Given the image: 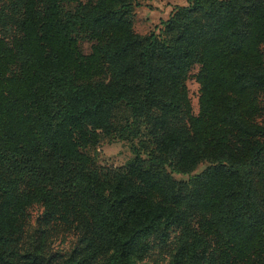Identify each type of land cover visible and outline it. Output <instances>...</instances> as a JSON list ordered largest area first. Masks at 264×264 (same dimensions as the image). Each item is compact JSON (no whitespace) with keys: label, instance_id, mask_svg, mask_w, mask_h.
Masks as SVG:
<instances>
[{"label":"trees","instance_id":"obj_1","mask_svg":"<svg viewBox=\"0 0 264 264\" xmlns=\"http://www.w3.org/2000/svg\"><path fill=\"white\" fill-rule=\"evenodd\" d=\"M187 1L140 34L138 0H0V264H139L173 229L168 264H264V0ZM34 205L77 246L28 243Z\"/></svg>","mask_w":264,"mask_h":264},{"label":"rangeland","instance_id":"obj_2","mask_svg":"<svg viewBox=\"0 0 264 264\" xmlns=\"http://www.w3.org/2000/svg\"><path fill=\"white\" fill-rule=\"evenodd\" d=\"M176 5H188L187 0H138L135 8L134 28L140 34L152 31L159 32L162 21L168 19ZM92 42L87 38L79 40L80 50L88 54L91 52ZM198 72L196 66L187 80L186 86L191 101L192 112H199L200 85L195 76ZM131 142L105 139L98 147L96 159L102 166L121 167L134 157ZM206 164H200L196 172L201 171ZM177 180H186L188 175L174 174ZM44 208L34 205L27 210L26 237L28 243L39 245L47 252H70L78 244V235L74 230L65 228L56 223H50L44 218ZM179 231L173 229L166 242L158 238H151L145 257L138 261L139 264H168L177 245Z\"/></svg>","mask_w":264,"mask_h":264}]
</instances>
